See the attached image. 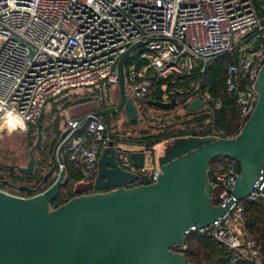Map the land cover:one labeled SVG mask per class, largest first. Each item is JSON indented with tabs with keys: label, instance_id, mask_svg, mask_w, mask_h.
Listing matches in <instances>:
<instances>
[{
	"label": "built area",
	"instance_id": "obj_1",
	"mask_svg": "<svg viewBox=\"0 0 264 264\" xmlns=\"http://www.w3.org/2000/svg\"><path fill=\"white\" fill-rule=\"evenodd\" d=\"M262 25L254 0H0V100L6 102L0 105V118L15 109L28 129L45 102L64 89L102 84L117 88L122 56L134 44L150 40L133 54L146 62L145 69L138 70V61L129 62L132 57L125 66L127 95L135 104L150 92L148 68L167 91L170 83L240 46L243 56L229 66L226 84L239 104L242 128L257 100L254 83L264 49L254 48L257 39L264 38ZM201 100L203 109L218 110L222 105L209 95ZM65 127L72 137L65 153L84 175L79 184L94 180L99 157L111 144L121 147L122 166L137 174L134 186L157 180L160 171L153 155L147 153L144 167H132L125 146L138 145L117 144L95 112L66 118ZM4 130L0 128V137ZM215 165L210 179L218 206L232 203L213 228L203 231L235 261L255 257L258 243L244 235L245 209L233 194L239 165L225 157H218ZM247 199L264 202V187L254 188Z\"/></svg>",
	"mask_w": 264,
	"mask_h": 264
},
{
	"label": "water",
	"instance_id": "obj_2",
	"mask_svg": "<svg viewBox=\"0 0 264 264\" xmlns=\"http://www.w3.org/2000/svg\"><path fill=\"white\" fill-rule=\"evenodd\" d=\"M149 41L134 44L122 56L118 66L119 102L95 115L122 112L129 121L138 120L139 110L127 95L125 66ZM254 89L257 100L253 111L234 137H179L171 147L164 148L163 159L157 158L156 149H126L134 168L144 167L148 152L159 160L160 174L155 182L134 186L137 174L122 166L121 147L111 144L99 157L94 180L78 185L77 195L57 208H52L51 202L66 180L65 168L39 194L23 197L0 190V264H194L181 251L187 236L213 228L232 203L212 204L213 159L225 157L238 163L240 172L233 193L236 199L246 200L254 188L264 187V63ZM69 91L64 89L45 102L35 123L37 139L27 165H0L25 175L34 172L35 150L44 138L46 107ZM152 104L169 109L175 102ZM203 106L198 97L190 102L188 110H202ZM69 132L61 133L52 158L54 165L44 182L59 163H65L63 151L72 138ZM20 190L30 189L23 185Z\"/></svg>",
	"mask_w": 264,
	"mask_h": 264
},
{
	"label": "trees",
	"instance_id": "obj_3",
	"mask_svg": "<svg viewBox=\"0 0 264 264\" xmlns=\"http://www.w3.org/2000/svg\"><path fill=\"white\" fill-rule=\"evenodd\" d=\"M254 3L259 16L263 20V29L260 31L263 35L264 0H254ZM262 49H264V38L260 37L256 41L254 51ZM249 52L250 50H247L245 53ZM242 56L241 47L237 46L232 52L210 60L205 67L202 65L196 68L195 73L178 79L177 83H170L167 91L161 90L155 74L148 68L147 73L152 76L153 82L149 94L136 102L139 110L138 120L129 121L122 112L114 113V115L110 114L114 116V119H112L114 121H111L110 117L104 119L102 116L101 119L109 127L112 137L117 144L141 145L153 151L156 145L171 137H234L241 130V114L235 95L230 94L227 90L226 78L229 66L238 62ZM132 61H138L137 54L133 55L129 62ZM146 65L145 61H138V70L145 69ZM83 89L87 91L85 95L77 94L73 90L61 98L60 102L65 104L62 110H58L57 107H50V114H46L43 120L45 141L39 149H46V147L48 149L52 129L61 132L60 125L64 119V114L61 112L91 101L95 102V106L86 113L96 112L116 105L120 99L119 86L113 89L112 94L108 96L101 94L100 88ZM208 95L213 100L221 101L222 105L220 109L212 110L210 107H207L194 112L188 110V105L193 99L198 97L202 99ZM165 101L169 103L175 102V105L172 108L164 109L152 104L153 102ZM52 104L57 103L53 102ZM83 114L85 113L78 114L76 117ZM122 114L126 118V121L122 124L126 127L125 129H121L122 125L118 124ZM159 117L162 118L159 119ZM27 130L31 139L37 137V127L35 124L29 126ZM33 133L35 134L32 135ZM63 157L65 160L66 180L60 188L57 197L51 202L52 208H57L75 197L77 195V185L84 178L82 170L76 167L66 154ZM217 159L214 158L210 165L211 178ZM47 162L48 156L41 153L40 159L37 161L35 174L31 176L30 181H37L42 178L41 176L47 168L45 166ZM140 183L143 182L141 181ZM145 183L149 184V182ZM31 195L29 194V196ZM217 196L218 192L212 191L213 205L220 204ZM242 204L246 213L244 235L257 241L260 250L259 254L255 257L249 255L244 259L235 261L231 252L218 247L208 231H194L187 236L186 248L182 250L190 263L264 264V202L246 199L242 201Z\"/></svg>",
	"mask_w": 264,
	"mask_h": 264
},
{
	"label": "rangeland",
	"instance_id": "obj_4",
	"mask_svg": "<svg viewBox=\"0 0 264 264\" xmlns=\"http://www.w3.org/2000/svg\"><path fill=\"white\" fill-rule=\"evenodd\" d=\"M263 63H264V57L262 58L261 66ZM261 66L259 68H261ZM93 89H95V88H93ZM100 89H101L100 93L103 94L104 96H108L109 94H112V90L110 89V86L102 84V86H100ZM71 91H73V90H71ZM75 92H77V94H81V95H85L87 93L86 89H77V90H75ZM63 97H61V98H63ZM61 98L56 99L47 105L46 110H45V115L50 114L49 112H50L51 106L57 107L58 110H62L63 107H65V104H62L60 102ZM53 102H56L57 104H52ZM164 103H169V102L165 101ZM94 104H95V102L91 101L88 103H84L83 105H80V106H75L74 108H69L68 110H66L64 112H61L62 114H64V116H63L64 119H63V121L61 120L62 124L60 125V130H64L66 128L65 127V119L66 118H70L73 116L76 117L78 114L86 113L87 111H89L90 109H92L95 106ZM113 115H105L103 117H104V119H108L110 117L111 121H114V120H112V119H114ZM161 118L162 117H159V119H161ZM124 121H126V118L122 114L121 118L119 119L118 124L122 125L124 123ZM125 128L126 127H124L123 125L121 126V129H125ZM28 132H29L28 130L26 132L17 131V132H14L12 134H9L7 129L4 130V132L2 133V136L0 137V161L1 162L7 163V164H17V165H21V166L27 165L29 158H30V154H29L30 149L36 141V137L31 139L30 134H28ZM34 134L35 133H33L32 135H34ZM179 137H181V136H179ZM179 137H171L169 139L164 140L160 144L156 145L155 149L158 150L157 158L163 159V157L161 155L164 153V150H165L164 148L171 147L174 140L176 138H179ZM136 147H139V145L138 146H131V145L125 146L126 149H136ZM35 154H36L37 159H40V153L38 151H36ZM148 163H149V161H148ZM153 164L159 165V160L156 159L155 162H153ZM6 172L7 171L4 170V173H6ZM79 185L81 186V184H79Z\"/></svg>",
	"mask_w": 264,
	"mask_h": 264
},
{
	"label": "flooded vegetation",
	"instance_id": "obj_5",
	"mask_svg": "<svg viewBox=\"0 0 264 264\" xmlns=\"http://www.w3.org/2000/svg\"><path fill=\"white\" fill-rule=\"evenodd\" d=\"M66 130H68V129L65 128L64 130H61V132H57L54 129H52V132H51L52 135H51V139L49 140L48 149H47V147H46V149H44V148L39 149L42 147V144L45 141V134H44V138H43L41 145L38 148H36L35 152L38 151L40 153V155L42 153L45 156H48V162L45 165L47 168L44 171L43 175L41 176L42 178L38 179L37 181H30L31 176H33L35 174L37 163H36L34 172L31 175H25V174L19 173L16 168H9V167L4 166V165H17V164H7V163H3L0 161L2 164H4V165H0V190L6 191L10 194L17 195V196L30 197L29 194L30 195L32 194L31 196H33V195L39 194V193L43 192L44 190H46L47 188H49L58 178L60 168H57L55 170L54 174L48 179L47 182H44L43 179H44L45 174L54 165L53 164L54 160L52 159L53 154L57 153V151H58L57 147H58L59 142L61 141V133L66 131ZM43 133H44V131H43ZM36 139H37V137H36ZM35 143H36V141H35ZM34 144H33V146H34ZM65 152H66V147L63 151V155L66 154ZM56 158H58L57 155H56ZM37 161H38V159H37ZM59 164H61V163H59ZM59 164H58V167H59ZM4 170H6L7 172L4 173ZM23 185L27 186L30 190H20V187Z\"/></svg>",
	"mask_w": 264,
	"mask_h": 264
},
{
	"label": "clouds",
	"instance_id": "obj_6",
	"mask_svg": "<svg viewBox=\"0 0 264 264\" xmlns=\"http://www.w3.org/2000/svg\"><path fill=\"white\" fill-rule=\"evenodd\" d=\"M6 103L3 100H0V105ZM3 123L0 124V128H6L9 134L14 132H26L27 124L23 116L15 111V109H9L4 112L2 118Z\"/></svg>",
	"mask_w": 264,
	"mask_h": 264
}]
</instances>
